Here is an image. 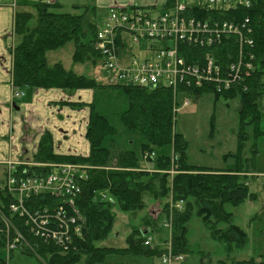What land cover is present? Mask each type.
Here are the masks:
<instances>
[{
	"label": "trees",
	"instance_id": "1",
	"mask_svg": "<svg viewBox=\"0 0 264 264\" xmlns=\"http://www.w3.org/2000/svg\"><path fill=\"white\" fill-rule=\"evenodd\" d=\"M173 4L174 1L169 0L165 8H171ZM107 15L108 10H104L101 19L105 17L99 19L96 5H73V11H65L57 1L38 0L31 5L19 4L14 16L17 41L11 47L14 88L62 89L73 95L80 89L94 87V78L66 68L61 62L50 63L48 53L73 42L75 63L97 64L102 59L97 49L98 31ZM245 15L250 16L254 27V44L246 48L254 55L251 76L223 92H217L213 86L193 90V95L209 92L214 93L217 100L224 97L238 103V144L234 154L236 167L213 169L188 162V142L175 129L177 111L172 90L167 86H115L128 96V107L121 115L123 125L147 140L141 144V156L135 151L122 150L115 144L104 146V140L114 136L117 130L106 116L95 110L93 102L60 101V104L73 109H82L86 105L90 107L86 139L91 150L85 156L56 154L51 132L46 130L35 155L34 162L40 163V166H31V172L45 176L54 170L46 163H74L88 166L87 178L82 180V192L72 200L69 197L40 194L30 199L29 207L41 210L66 205L68 213L78 217L82 230L73 238L70 246L63 249L53 240L35 237L21 220L14 217L26 237V243L22 244L24 247L35 252L46 264H79L82 259L85 264H98L111 253L162 254L164 250L160 247L145 244L142 231H135L128 238V246L123 248L98 245L113 231L116 220L114 207L117 205L123 211L141 210L146 207L145 194L153 198L154 203L161 204V210L167 215L166 220L173 218L172 242L176 252L188 251V222L194 213L202 217L215 239L235 243L237 247H244L248 243V233L234 223L233 213L226 210L225 205H236L256 196L250 193L247 182L256 171L257 140L264 137V0H255L252 8L240 10L238 19ZM228 18L231 19L230 16ZM35 20L36 24L32 25ZM136 45L145 56L147 44ZM210 50L218 61L227 63L231 55L237 52V42L232 37L211 49L185 42L181 45V54L192 63H200ZM164 147L168 149L162 154L156 153L157 148ZM249 149L252 155H249ZM145 151L149 154L154 152L153 156L148 157L153 162L152 169L145 168L140 162ZM101 193H105L107 198H103ZM182 202L181 208L175 207ZM6 203L7 199L0 191V206L6 208ZM221 223L227 226L221 228ZM4 243L6 238L1 235L0 244ZM0 264L6 263L0 260ZM218 264H264V258L254 257L232 263L221 260Z\"/></svg>",
	"mask_w": 264,
	"mask_h": 264
},
{
	"label": "built area",
	"instance_id": "2",
	"mask_svg": "<svg viewBox=\"0 0 264 264\" xmlns=\"http://www.w3.org/2000/svg\"><path fill=\"white\" fill-rule=\"evenodd\" d=\"M173 1L171 8L157 14L151 12L154 5L111 4L98 31L97 49L102 54L112 85L167 86L172 90L175 111L179 112L181 106L190 105L193 90L213 86L217 92H223L251 76L254 55L246 47L254 44V27L249 15L238 17L240 10L252 8L255 0ZM3 6L16 9L18 0H0V7ZM232 37L237 42V52L227 63L218 61L211 50L204 54L200 63L189 62L181 54L183 42L211 49ZM129 41L146 43V55L142 53L140 56L139 49L138 53L133 49L126 51ZM125 54L130 55L131 63L121 66L119 59ZM22 95L24 91L14 88L15 98ZM179 100H182L180 106ZM150 155L154 153L146 152L144 158ZM5 165V183L0 191L7 203L6 208L0 206V233L6 238L7 249L26 243V237L14 217L21 220L35 237L53 240L67 249L73 238L81 233L78 217L69 214L66 205L40 210L30 208L29 201L40 194L72 200L82 192V180L87 178L88 167L74 163L49 164L54 170L43 176L31 172V162L7 159ZM182 204L175 207L181 208ZM165 226H172V217ZM145 244H153L151 236H147ZM160 259L162 264H173L185 257L169 246Z\"/></svg>",
	"mask_w": 264,
	"mask_h": 264
},
{
	"label": "rangeland",
	"instance_id": "3",
	"mask_svg": "<svg viewBox=\"0 0 264 264\" xmlns=\"http://www.w3.org/2000/svg\"><path fill=\"white\" fill-rule=\"evenodd\" d=\"M35 1L37 0H18L19 4L25 2L28 5ZM117 1L122 3V0ZM129 1L131 2V0H126V2ZM166 1L132 0L134 4H156L151 10L153 14L162 12L165 9ZM58 2L63 5L65 11H73V5H97L96 0H58ZM21 7L26 6L21 5ZM103 12L104 10L99 9V19H101ZM35 24L36 20L32 22V25ZM15 41L17 40L15 39ZM128 47V49L125 48L126 51H129L131 47L135 51L138 48L131 41H129ZM74 49V43L69 42L59 50L50 51L48 53L50 63L61 62L65 67L82 72L81 74L96 80V85L90 88L95 110L106 116L117 130L114 136L107 137L104 140V146L115 144L122 150L135 151L138 156H141V144L146 143L147 140L140 133L127 130L121 121V115L128 107V96L121 89L110 83L109 72L104 68L102 59L97 64L92 62L75 63L73 61ZM139 55L142 56V53H139ZM130 63L131 57L129 54H125L119 59L121 66H128ZM31 99L32 96L28 93L25 100L32 102ZM189 100L191 102L190 105L181 106L179 112H177L175 122L176 131L180 132L188 142V162L192 165L207 166L213 169L235 168L236 159L234 154L238 144L237 131L239 125L238 103L233 99L224 97H220L217 100L214 93L209 92H204L198 96L191 95ZM181 104L182 100L179 101V106ZM15 120L18 121L17 119ZM42 120V122H45V119ZM20 122L19 120L17 123ZM33 122L36 125L32 130V135L36 137L40 133L38 132L40 126L37 119ZM19 129L18 126L16 130ZM3 136L0 134V141L6 140ZM18 137L21 138V136ZM168 147L157 148L156 153L162 154ZM257 147L258 153H256L254 164L256 174L249 177L250 193L255 194L256 197L253 200L248 198V200L239 205L230 203L225 205L226 210L233 213L234 223L240 225L248 233L249 242L247 245L237 247L233 243L215 239L203 222L202 217L194 213L188 222L189 247L188 251L184 253L185 260L177 261L173 264H218L221 260L234 262L254 257H264V137L257 140ZM169 152H171V148ZM248 153L252 155L250 149ZM140 162L148 163L151 161L146 162L140 158ZM3 169L4 167L0 164V177L3 176ZM144 199L146 207L141 210L123 211L117 205L114 207L116 220L113 231L106 239L98 242L99 246L126 247L128 238L135 231L141 230H144L142 233L148 232L156 235L155 230L158 229L167 239L171 238V234L173 235L174 231L173 224L171 227L165 226L164 222L167 215L159 208L161 204L154 203L153 198L148 194H145ZM152 213H154V216ZM226 226L224 223L220 224L221 228ZM171 241L167 242L168 246L165 249H168L169 246L173 247V242ZM177 253L183 254V252ZM157 254L148 257H146L147 255L129 257L111 253L98 264H162L160 259L162 255ZM0 260H3L6 264H45L42 258L24 246H18L11 252L7 247H0ZM79 264H85L84 260H81Z\"/></svg>",
	"mask_w": 264,
	"mask_h": 264
},
{
	"label": "crops",
	"instance_id": "4",
	"mask_svg": "<svg viewBox=\"0 0 264 264\" xmlns=\"http://www.w3.org/2000/svg\"><path fill=\"white\" fill-rule=\"evenodd\" d=\"M45 1L58 2V0ZM168 1L169 0H167L166 3ZM121 2L122 3H119L117 0H96V6L98 7V9L105 10V12H107L111 4H134L132 0L131 2H126V0H122ZM136 5L150 6L141 4ZM6 7L7 6L0 7V134L4 135L3 137L6 138V140L0 141V164L4 167L2 172L3 176L0 177V188H3L5 183L6 165L4 161H6L7 159H13L18 162H31L33 165H30V167L37 166L38 163L34 162L35 155L39 150L42 134L46 130L51 132V135H53L52 137H54L53 146L54 152L56 154H73L85 156L88 155L91 150L90 143L86 139V130L90 115V107L86 105L82 109H73L70 106L60 104V101H76L89 104L92 102L91 89H80L73 95H68V93L63 91L62 89L46 90L19 88L20 90L24 91V95H22L20 98H15L13 96V56L11 54V47L16 39V35L13 34L15 13L13 8ZM76 72L79 74L82 73L79 71ZM28 93L32 96V102H27V100H25ZM32 109H34V111H32ZM15 119H17L18 121L20 120L21 122L17 123L18 121H16ZM35 119L38 120L40 126L38 128V132L40 133L36 137L32 135V130L36 125L34 124L35 122H33ZM42 119H45V122H42ZM18 126L20 129L16 130ZM18 136H21V138H19ZM146 152L147 151L142 153V159L148 162L149 159L144 158V154ZM142 164L147 169L153 168V162H144ZM255 174L256 171L252 175L254 176ZM247 185L250 189V179H248ZM101 195L103 198H107L105 193H101ZM246 200H248V198H246L244 201ZM244 201L240 203H243ZM152 214L154 216V213ZM0 226L2 227L1 223ZM155 231L156 235L148 232L143 233L152 235L154 245L164 250V248L167 247V242L171 241L172 234L171 238L167 239V237H165L163 233H160L158 229H156ZM1 235L4 236L3 233H0V236ZM19 246L23 245L20 244ZM0 247L7 246L4 243V245L0 244ZM9 251L11 252L12 250ZM127 256L135 257V255ZM136 256L141 257L142 255ZM257 258L260 259L264 257ZM43 263L46 264V262Z\"/></svg>",
	"mask_w": 264,
	"mask_h": 264
},
{
	"label": "bare ground",
	"instance_id": "5",
	"mask_svg": "<svg viewBox=\"0 0 264 264\" xmlns=\"http://www.w3.org/2000/svg\"><path fill=\"white\" fill-rule=\"evenodd\" d=\"M247 48V47H246Z\"/></svg>",
	"mask_w": 264,
	"mask_h": 264
}]
</instances>
